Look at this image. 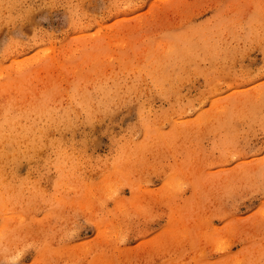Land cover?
<instances>
[{
	"label": "rangeland",
	"instance_id": "1",
	"mask_svg": "<svg viewBox=\"0 0 264 264\" xmlns=\"http://www.w3.org/2000/svg\"><path fill=\"white\" fill-rule=\"evenodd\" d=\"M0 264H264V0H0Z\"/></svg>",
	"mask_w": 264,
	"mask_h": 264
}]
</instances>
